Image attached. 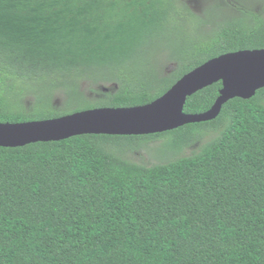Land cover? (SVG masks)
Listing matches in <instances>:
<instances>
[{
	"label": "trees",
	"instance_id": "obj_1",
	"mask_svg": "<svg viewBox=\"0 0 264 264\" xmlns=\"http://www.w3.org/2000/svg\"><path fill=\"white\" fill-rule=\"evenodd\" d=\"M176 2L184 5L0 0V123L145 105L209 59L264 48V0L262 8L239 1L231 10L244 17L234 11L212 27L210 41L177 45L175 69L149 80L135 71L137 52L162 32ZM225 2L215 4L229 10ZM95 72L115 78L91 79ZM28 83L38 85L31 102ZM220 88L187 98L184 112H206ZM262 95L230 100L211 122L146 136L174 134L181 147L217 134L191 156L149 167L107 151L120 136L0 148V264H264ZM58 98L76 108L55 107Z\"/></svg>",
	"mask_w": 264,
	"mask_h": 264
},
{
	"label": "water",
	"instance_id": "obj_2",
	"mask_svg": "<svg viewBox=\"0 0 264 264\" xmlns=\"http://www.w3.org/2000/svg\"><path fill=\"white\" fill-rule=\"evenodd\" d=\"M217 83L221 88L209 110L200 114L184 112L187 98ZM261 89L264 48L228 52L194 68L145 105L92 108L46 120L0 123V148H22L84 135L129 137L171 132L186 125L211 122L230 100H250Z\"/></svg>",
	"mask_w": 264,
	"mask_h": 264
},
{
	"label": "rangeland",
	"instance_id": "obj_3",
	"mask_svg": "<svg viewBox=\"0 0 264 264\" xmlns=\"http://www.w3.org/2000/svg\"><path fill=\"white\" fill-rule=\"evenodd\" d=\"M184 5L175 3V10L170 11L169 17L163 26V30L158 35L151 37L149 42L142 46V50L138 53L136 64H140L135 69L137 73L144 72L148 79H151V75L169 74L175 68L173 62H169L174 56V49L177 45L183 44L185 41L194 40L197 41L200 38L206 39L207 35L211 36L212 27L218 23H225L230 16H235L239 13L240 17H244L240 11L231 10L235 7L241 8L244 5L239 4V1H250L256 3L254 5L257 8H262L259 5V0H224L231 8L226 10L216 3V0H182ZM218 3V2H217ZM229 8V7H228ZM231 10V11H230ZM232 12V13H231ZM213 35L206 41H210L211 38H215ZM102 76H108L109 78H115L113 74L94 73L91 79H98ZM58 82L53 80L52 84ZM28 88L24 89V93L28 96V102L32 101L31 96L34 91H37L38 85L36 83H28ZM88 88L86 83L81 84V89ZM114 84L109 86L95 87V90H101L109 92L115 90ZM264 89L259 90L257 93L262 92ZM256 93V95H257ZM57 94V92H56ZM93 96V95H90ZM264 99V95L261 96ZM53 105L63 111L71 112L76 107L72 105L66 107L63 105V98H58L53 102ZM217 136L216 133L206 132L203 134L200 140L194 142L189 146H183L186 143H182L181 147H177L173 144L175 141V135L169 134L158 138H149L146 136H129L121 139L111 141L106 149L109 152L119 155L122 159L142 166H151L160 163H164L168 160L172 161L178 157L191 156L194 153L199 152L200 148L211 141ZM168 152V153H167ZM176 154V155H175ZM167 158H163L164 156Z\"/></svg>",
	"mask_w": 264,
	"mask_h": 264
}]
</instances>
